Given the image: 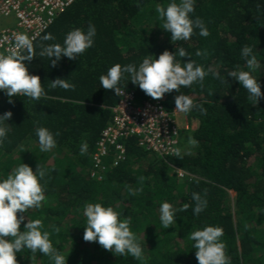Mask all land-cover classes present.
Segmentation results:
<instances>
[{"label": "trees", "instance_id": "trees-1", "mask_svg": "<svg viewBox=\"0 0 264 264\" xmlns=\"http://www.w3.org/2000/svg\"><path fill=\"white\" fill-rule=\"evenodd\" d=\"M122 90L192 131L94 180ZM0 264H264V0H75L0 69Z\"/></svg>", "mask_w": 264, "mask_h": 264}, {"label": "built area", "instance_id": "built-area-1", "mask_svg": "<svg viewBox=\"0 0 264 264\" xmlns=\"http://www.w3.org/2000/svg\"><path fill=\"white\" fill-rule=\"evenodd\" d=\"M75 0H0V19L11 26L0 27V69L18 57L45 29L55 16ZM112 108L111 124L103 130L92 156L90 177L100 180L104 171L102 159L115 152L113 166L124 158L121 140L137 138V144L150 155L165 158L179 154L182 133L189 130L186 121L180 123L177 111H167L161 99L154 95L136 101L132 92L122 90ZM178 177L186 176L181 170L173 171Z\"/></svg>", "mask_w": 264, "mask_h": 264}, {"label": "rangeland", "instance_id": "rangeland-1", "mask_svg": "<svg viewBox=\"0 0 264 264\" xmlns=\"http://www.w3.org/2000/svg\"><path fill=\"white\" fill-rule=\"evenodd\" d=\"M8 22L9 21H6L4 18H2V19H0V27H6V26H8V27H10L11 26V24L10 23H14V20L13 19H11V21H10V23L8 24ZM177 110H179L178 112H177V119H178V121L180 122V123H182L183 121H187L188 122V125L191 123V121L189 120V119H187L186 117H187V115H186V113H185V111L184 110H182V109H177ZM187 119V120H186ZM190 126V125H189ZM190 130H191V128H190ZM192 131V130H191ZM190 131V132H191ZM189 132V133H190ZM186 134L185 135V140L186 141H184V144H185V147L186 148H188L191 144H192V140H191V138H190V134ZM29 145H28V147H26V150H27V153H26V156H28V158L31 156V151H32V146H33V144L30 142V143H28ZM183 151V150H182ZM27 158V157H26ZM149 160H150V158H149ZM233 193L232 192H230V196L231 197H233Z\"/></svg>", "mask_w": 264, "mask_h": 264}, {"label": "clouds", "instance_id": "clouds-1", "mask_svg": "<svg viewBox=\"0 0 264 264\" xmlns=\"http://www.w3.org/2000/svg\"><path fill=\"white\" fill-rule=\"evenodd\" d=\"M175 110H176L177 112L179 111V110H177V109H175ZM182 110H183V109H182ZM186 118H187V117H186ZM186 120H187V119H186ZM186 122H187V121H186ZM187 124H188V122H187ZM188 126H189V125H188ZM188 131H191V130H190V127H189V130H188ZM186 132H187V131H186ZM173 171H174V170H173ZM173 171H172V172H173ZM173 173H174V172H173ZM174 174H175V173H174Z\"/></svg>", "mask_w": 264, "mask_h": 264}]
</instances>
